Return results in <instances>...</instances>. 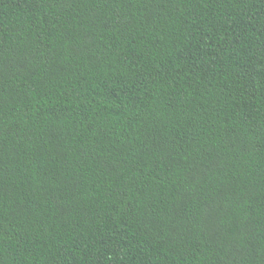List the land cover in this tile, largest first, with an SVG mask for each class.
Returning <instances> with one entry per match:
<instances>
[{
	"label": "trees",
	"instance_id": "16d2710c",
	"mask_svg": "<svg viewBox=\"0 0 264 264\" xmlns=\"http://www.w3.org/2000/svg\"><path fill=\"white\" fill-rule=\"evenodd\" d=\"M0 264H264V0H0Z\"/></svg>",
	"mask_w": 264,
	"mask_h": 264
}]
</instances>
